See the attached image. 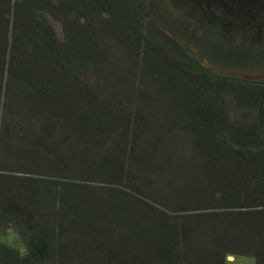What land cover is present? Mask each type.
Here are the masks:
<instances>
[{
    "label": "trees",
    "instance_id": "16d2710c",
    "mask_svg": "<svg viewBox=\"0 0 264 264\" xmlns=\"http://www.w3.org/2000/svg\"><path fill=\"white\" fill-rule=\"evenodd\" d=\"M174 1L264 34V0ZM154 7L0 0V264H264V81Z\"/></svg>",
    "mask_w": 264,
    "mask_h": 264
},
{
    "label": "rangeland",
    "instance_id": "374dc122",
    "mask_svg": "<svg viewBox=\"0 0 264 264\" xmlns=\"http://www.w3.org/2000/svg\"><path fill=\"white\" fill-rule=\"evenodd\" d=\"M151 2L156 6L155 16H164L162 24L165 29L176 38L180 37L185 50L203 66L226 75L264 81V34L257 37L252 33L245 21L248 18L243 19L245 22L228 25L224 14L209 17L192 3ZM51 22L62 38L60 22L54 19ZM224 264H255V259L246 255H228Z\"/></svg>",
    "mask_w": 264,
    "mask_h": 264
},
{
    "label": "flooded vegetation",
    "instance_id": "af4514ba",
    "mask_svg": "<svg viewBox=\"0 0 264 264\" xmlns=\"http://www.w3.org/2000/svg\"><path fill=\"white\" fill-rule=\"evenodd\" d=\"M180 35V34H179ZM181 36V35H180ZM177 38H178V36H177ZM179 40H180V37L178 38ZM181 41V40H180ZM192 42V41H191ZM194 43V42H193ZM195 44V43H194ZM210 55V54H209Z\"/></svg>",
    "mask_w": 264,
    "mask_h": 264
},
{
    "label": "water",
    "instance_id": "95a60500",
    "mask_svg": "<svg viewBox=\"0 0 264 264\" xmlns=\"http://www.w3.org/2000/svg\"><path fill=\"white\" fill-rule=\"evenodd\" d=\"M157 19H158V17L157 16H155ZM243 19H245V18H243ZM171 34V33H170ZM172 36H174L173 34H171ZM175 37V36H174Z\"/></svg>",
    "mask_w": 264,
    "mask_h": 264
}]
</instances>
